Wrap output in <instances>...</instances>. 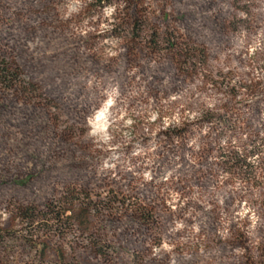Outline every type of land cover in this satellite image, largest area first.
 <instances>
[{"label": "rangeland", "instance_id": "obj_1", "mask_svg": "<svg viewBox=\"0 0 264 264\" xmlns=\"http://www.w3.org/2000/svg\"><path fill=\"white\" fill-rule=\"evenodd\" d=\"M0 61V264H264V0H0Z\"/></svg>", "mask_w": 264, "mask_h": 264}, {"label": "trees", "instance_id": "obj_2", "mask_svg": "<svg viewBox=\"0 0 264 264\" xmlns=\"http://www.w3.org/2000/svg\"><path fill=\"white\" fill-rule=\"evenodd\" d=\"M15 77V73H13L11 66L5 62V61H0V83L3 85H6L10 83ZM99 110V109H98ZM18 216L23 219V220H29V221H34L36 219L35 211L34 209L28 208V207H21L17 209ZM42 219L47 220L49 218L54 219L56 222H59V217L60 214L55 211V208L52 206L47 207V212L43 213L40 215ZM81 218H83L82 215H80ZM80 218V217H79ZM71 217L66 218V220H70ZM73 224L80 225L79 219L78 218H73L71 221Z\"/></svg>", "mask_w": 264, "mask_h": 264}, {"label": "bare ground", "instance_id": "obj_3", "mask_svg": "<svg viewBox=\"0 0 264 264\" xmlns=\"http://www.w3.org/2000/svg\"><path fill=\"white\" fill-rule=\"evenodd\" d=\"M107 110V108H106ZM103 118V112L102 111H97L94 115V120L92 122L93 125L98 124Z\"/></svg>", "mask_w": 264, "mask_h": 264}, {"label": "clouds", "instance_id": "obj_4", "mask_svg": "<svg viewBox=\"0 0 264 264\" xmlns=\"http://www.w3.org/2000/svg\"><path fill=\"white\" fill-rule=\"evenodd\" d=\"M109 11H111V10L109 9ZM108 102L111 103V100H109Z\"/></svg>", "mask_w": 264, "mask_h": 264}, {"label": "flooded vegetation", "instance_id": "obj_5", "mask_svg": "<svg viewBox=\"0 0 264 264\" xmlns=\"http://www.w3.org/2000/svg\"><path fill=\"white\" fill-rule=\"evenodd\" d=\"M107 108V107H106ZM106 112H107V110H106Z\"/></svg>", "mask_w": 264, "mask_h": 264}]
</instances>
